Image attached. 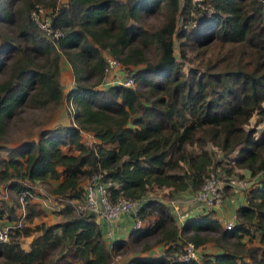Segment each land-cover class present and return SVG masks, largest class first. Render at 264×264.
<instances>
[{"label": "trees", "instance_id": "16d2710c", "mask_svg": "<svg viewBox=\"0 0 264 264\" xmlns=\"http://www.w3.org/2000/svg\"><path fill=\"white\" fill-rule=\"evenodd\" d=\"M197 3L210 14L191 24ZM37 7L59 38L33 19ZM153 14L161 21L147 28L141 19ZM106 55L133 85L102 86ZM61 56L74 78L66 95ZM0 76V220L17 218L20 192L40 195L34 184L50 181L64 216L16 230L0 243V264H109L130 247L138 254L128 264H264V128L248 127L254 116L264 122V0H0ZM64 98L72 103L69 124L43 127L15 146L2 143L23 106L51 109ZM81 132L95 142H84ZM218 167L256 177L231 229L214 210L176 221L164 200L150 196L162 188L195 192ZM100 171L111 181L110 201L140 200L138 217L147 222L109 247L94 215L66 202L82 197L83 182ZM30 199L31 221L40 210ZM32 233L25 250L18 238ZM211 240L219 252L181 258L188 242L198 249ZM156 246L163 251L145 254Z\"/></svg>", "mask_w": 264, "mask_h": 264}, {"label": "built area", "instance_id": "2783aa9c", "mask_svg": "<svg viewBox=\"0 0 264 264\" xmlns=\"http://www.w3.org/2000/svg\"><path fill=\"white\" fill-rule=\"evenodd\" d=\"M197 6L199 9L196 11V16H194L196 21L210 14V10L201 3H197ZM44 13V7H37V10L32 12V17L45 31L46 35L52 38H59L62 34L61 31L51 26L49 17L45 16ZM105 59V73L109 75L115 73L116 70H119V75L121 76V73L123 72L121 71V66L118 60L110 55H106ZM122 75V78L120 77L119 79L115 76V79L111 82L115 81L128 86L134 84V79L132 77H126L124 76V73ZM68 106H72L70 101L68 102ZM226 164L227 161L223 163V166H226ZM103 175L104 171H100L89 176L87 178L86 186H83L82 197L75 200L67 199L66 202L73 205L74 212L77 214H93L96 221L99 223L100 228L102 227L104 229L103 235L105 238L113 240L121 237L119 236V224L123 218L129 217L132 227H140L143 224L138 217V210L141 201L122 196L115 202L110 201L108 189L109 185H111V181L109 179L105 180ZM246 180H251V183L247 184ZM255 181L256 177H253V179H246L244 177V179L237 180L233 175L228 174L226 170H224V167H218L215 170H211L205 178L201 188L189 197L190 202L194 205V214L215 210L221 207L227 199L226 189L231 191L230 196L228 195L229 202H235V194L241 193V191H246L249 184L254 186ZM27 194H30L31 199L35 197V195H32L30 192L22 191L19 193L21 207L17 218L13 221H6L0 224V243L9 241L11 235L14 234L16 230L21 229L26 221V209L24 204L26 202L25 197ZM6 195L7 192L5 190L3 192V197ZM41 201H47L56 209H60L61 207V199H55L52 195L42 198ZM183 217L178 218L180 220ZM235 220L236 215L234 214L231 220H223L222 225L226 229H231L234 226ZM196 257V247L193 243L188 242L185 245V252L182 254L181 258L189 259Z\"/></svg>", "mask_w": 264, "mask_h": 264}, {"label": "rangeland", "instance_id": "374dc122", "mask_svg": "<svg viewBox=\"0 0 264 264\" xmlns=\"http://www.w3.org/2000/svg\"><path fill=\"white\" fill-rule=\"evenodd\" d=\"M194 16H196V10H192L190 12V17L193 19L191 24H196L198 23V21H196L194 19ZM203 18V17H202ZM161 21V16L159 14H153V15H149V16H145L142 17L141 22L147 27V28H155L159 25ZM196 27V26H195ZM178 38V37H177ZM174 38L175 39V54L176 57L179 59L178 55H179V49L177 47V43L179 41V39ZM193 55L192 53H188V56ZM153 56V55H152ZM63 57V56H61ZM188 67V62L184 61V66H183V70L187 69ZM113 76H116L117 79H119L120 77L122 78L123 75H119V70H116L115 73H112ZM63 80L65 82H67V77L65 76V74L63 73ZM107 80L108 82L114 80V77H111L109 75L106 74ZM1 78V76H0ZM115 82V81H114ZM68 101L66 99H64L63 102H61V104L57 107L54 108H45V107H30V106H23L18 114H16V116H14V118H12L10 120L9 123V128H8V132L5 135V137L2 140V143H7V145L9 146H15L16 144H18L19 142L26 140V139H36L37 138V133L38 131L43 128V127H47V126H54L56 124H60L62 123V121L64 119H70L69 115H68V111H66V109H68ZM63 109V110H62ZM255 116L252 117L250 119L249 125L248 127H255L257 129V132H259L260 130H262L264 128V122L261 123H255ZM257 124V125H256ZM1 154H4V152H1ZM218 154V153H217ZM220 155V154H219ZM219 157V156H216ZM230 157H225L224 159H229ZM227 161V160H226ZM224 162V160H223ZM222 162V164H223ZM228 165V164H226ZM233 176L239 180V179H244V177L246 179H253L252 176L249 175H243V171L237 167L233 168L232 170ZM243 175V176H242ZM86 182L87 179L84 181V186H86ZM248 183H251V180L247 181ZM51 181L50 182H43V183H35L34 184V188L36 189V191H38L40 193V195H36L34 198L30 199L29 203H34L35 204V208L40 210V213L35 215L33 217V219L30 221L28 218H26V221L24 222L23 226L24 227H34L37 224L40 223H54V222H58L64 219V216L60 215L57 213L58 209H56L55 207L51 206L47 201H41L42 198H46L49 197L50 194L49 193V187L51 185ZM253 183V182H252ZM4 184L0 183V190L3 189ZM252 186L249 184L248 188H251ZM39 188H41L42 190L40 191ZM244 189V188H243ZM242 189V190H243ZM4 190V189H3ZM246 190V191H247ZM226 196L227 199L224 201V203L229 201V196H230V190L226 189ZM195 192H190V191H186L184 193H171L169 192L168 188H162V189H156L152 192H150V196L151 197H155L157 199L160 200H164V202L166 203L167 207L169 208L170 212L172 213V215L174 216V218L176 219V221H179L178 217H183V219L187 218V216H192V215H196L194 214V205L190 202L189 197L191 195H193ZM245 191H241V193L235 194L234 198L236 197H244ZM229 195V196H228ZM1 197V195H0ZM14 195L9 193L7 195V199L11 201V199H13ZM235 199V202H237ZM234 203V202H232ZM174 206V208H173ZM26 209V213H27V208ZM182 219V218H181ZM143 225L147 222H142ZM36 233V232H35ZM212 237H216V234H211ZM20 240V242H22V244H24V238H22V236H20L18 238ZM243 241L248 242L247 237L243 238ZM257 242L256 239L252 240V243ZM218 250V248L216 247V244L214 241H209L207 242L204 246L199 247L198 249H196L197 251V259H202L204 257L205 252L207 253H211V251H216ZM163 250L161 249V246H156L154 247L151 251L147 252L148 254H159L161 253ZM145 252V254H147ZM138 254V251L136 250L135 247H130V249L128 248L125 252H121L120 254H114L110 260L109 264H128V260L131 256ZM62 264V263H59ZM64 264V263H63ZM74 264H77L74 262Z\"/></svg>", "mask_w": 264, "mask_h": 264}, {"label": "crops", "instance_id": "0c3cea01", "mask_svg": "<svg viewBox=\"0 0 264 264\" xmlns=\"http://www.w3.org/2000/svg\"><path fill=\"white\" fill-rule=\"evenodd\" d=\"M60 70H61V73H60V84H61V87H62L63 94L66 95L68 93V91L70 90V88L74 85V78H73L71 67H70V65L68 64V62L66 61V59L64 57H60ZM63 73L65 74V76L68 79L67 82H66V80H65V82L63 80V78H64L63 77ZM106 80H107V77L104 78V82H103V85H102L103 87L107 86V84L110 83V82H108ZM64 99H63V101H64ZM69 123H70V119H64L62 121V123L56 124L53 127H55L57 125H67ZM51 127L52 126H47V127H44V128H51ZM81 137H82V140L84 142L88 143V144H91V143L95 142V139L93 138L92 134L89 133V132H81ZM51 182H52V184L55 183V181H51ZM83 184H84V182H83ZM39 190L41 191L42 189L39 188ZM236 201L237 202H234V203L228 201V202L224 203L221 207H219V208L214 210V215L221 222V224H222L223 220H231L233 218V216L235 214V211H236V208L239 205L244 204V197L243 198L242 197H237ZM50 205L53 206L52 204H50ZM18 214H19V209H18L16 215H18ZM182 219H180L179 221H182ZM6 221H8V220H6V219L0 220V224L4 223ZM101 228H100V230H101V233H102V236H103L104 229L103 228L101 229ZM131 228H132V224H131L130 218L129 217L123 218V220L119 224V234H120L119 236H121L123 238L127 237V234H128V232L130 231ZM33 235H35V233H32L29 236H22V238H24L25 242H24V244H22V242H20V244L25 250L29 249V245H30V242L32 240ZM111 241L112 240H110V239L107 240V238H105V242L108 245V247L110 246ZM217 252H219V249L216 250V251H211V253L209 252L208 254H213V253H217ZM205 253H207V252H205Z\"/></svg>", "mask_w": 264, "mask_h": 264}]
</instances>
